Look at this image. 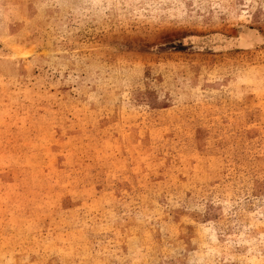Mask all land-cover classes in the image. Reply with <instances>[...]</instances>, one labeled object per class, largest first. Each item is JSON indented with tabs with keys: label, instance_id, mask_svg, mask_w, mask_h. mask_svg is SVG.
I'll use <instances>...</instances> for the list:
<instances>
[{
	"label": "rangeland",
	"instance_id": "rangeland-1",
	"mask_svg": "<svg viewBox=\"0 0 264 264\" xmlns=\"http://www.w3.org/2000/svg\"><path fill=\"white\" fill-rule=\"evenodd\" d=\"M0 264H264V0H0Z\"/></svg>",
	"mask_w": 264,
	"mask_h": 264
}]
</instances>
